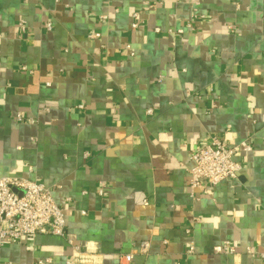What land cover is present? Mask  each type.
Wrapping results in <instances>:
<instances>
[{
  "label": "crops",
  "instance_id": "obj_1",
  "mask_svg": "<svg viewBox=\"0 0 264 264\" xmlns=\"http://www.w3.org/2000/svg\"><path fill=\"white\" fill-rule=\"evenodd\" d=\"M212 136L252 149L192 196ZM3 176L50 188L78 264H264V0H0ZM74 255L0 245V264Z\"/></svg>",
  "mask_w": 264,
  "mask_h": 264
},
{
  "label": "built area",
  "instance_id": "obj_2",
  "mask_svg": "<svg viewBox=\"0 0 264 264\" xmlns=\"http://www.w3.org/2000/svg\"><path fill=\"white\" fill-rule=\"evenodd\" d=\"M21 25L24 27L23 22ZM137 26V22L132 23L133 28ZM183 31L184 28L179 29L180 33ZM147 112L151 114L152 109ZM18 119H23L21 114H18ZM251 149L252 146L247 141L230 147L219 137L212 136L201 148L192 150L189 157L192 163L188 181L190 194L193 196L199 189L207 192L210 186L217 185L223 180L236 179L243 165L235 155ZM38 233H50L67 238L75 252L69 263H79L78 254L81 250L68 237L65 209L55 201L50 188L38 180L17 176L0 177V245L25 235ZM148 246V242H142L141 251H147ZM193 251L194 246L191 245L188 252ZM262 256L264 257V253ZM132 259L133 254H124L120 257L121 261H125L123 264H132ZM50 260L46 259L47 262Z\"/></svg>",
  "mask_w": 264,
  "mask_h": 264
}]
</instances>
